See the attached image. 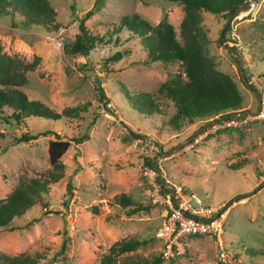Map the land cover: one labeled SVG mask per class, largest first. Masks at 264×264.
<instances>
[{"label": "rangeland", "instance_id": "obj_1", "mask_svg": "<svg viewBox=\"0 0 264 264\" xmlns=\"http://www.w3.org/2000/svg\"><path fill=\"white\" fill-rule=\"evenodd\" d=\"M49 3L60 24L56 30L2 12L0 46L9 53L40 57L21 87L29 99L56 112L76 104H86L87 109L53 122L29 117L20 124H6L0 118V200L21 183L47 177V146L54 133L70 141L61 157L63 177L49 183L36 203L14 219L13 229L0 228V251L36 256L39 264H100L115 241L135 238L144 243L120 254L118 260L144 264L160 256L155 232L166 206L154 200V193L161 175L208 204L224 206L233 200L226 206L221 242L208 236L187 238L182 254L170 259L160 256V264H264V185L255 189L264 179V0L234 23L226 42L220 37L227 17L202 11L201 26L208 36L203 50L218 70L234 79L242 96L240 110L249 113L237 124L228 123L229 111H221L179 127L171 122L175 105L159 87L184 78L181 63H145L140 38L115 28L125 15L137 14L152 25L166 17L178 35L183 16L180 3ZM89 10L92 14L85 27L104 39L86 55H72L66 43L80 32V20ZM117 51L122 58L110 60ZM239 64L253 87L243 83ZM143 94L157 99L159 112L146 115L133 108L130 97ZM259 107L260 113L253 115ZM219 118L223 120L215 123ZM207 124L185 147L174 149ZM225 127L233 130L221 131ZM131 131L142 137L134 138ZM23 134L36 138L19 141ZM200 135L199 142L193 143ZM146 157L153 159L154 168L143 164ZM121 194L150 206L149 210L129 214L133 206L115 201Z\"/></svg>", "mask_w": 264, "mask_h": 264}, {"label": "trees", "instance_id": "obj_2", "mask_svg": "<svg viewBox=\"0 0 264 264\" xmlns=\"http://www.w3.org/2000/svg\"><path fill=\"white\" fill-rule=\"evenodd\" d=\"M143 1V0H140ZM182 5L183 16L177 35L173 25L166 17L152 25L137 14L125 15L121 18L115 30L126 29L140 38V43L146 52L145 63L179 61L183 67L184 78L177 77L160 85L159 92L164 93L175 105L176 112L172 124L193 123L197 118H206L229 111L225 117L241 112L242 96L234 79L218 70L204 50L203 43L208 36L201 26L202 11L228 16L235 12L244 0H167ZM19 15L27 23H38L50 30H56L60 24L56 21V13L49 0H0V13ZM92 14L87 11L79 23L80 32L73 41L66 43V51L72 55H86L97 44L103 41V36L92 34L84 22ZM231 30L229 24L221 33L220 41L226 42L225 35ZM123 54L119 51L110 56V60L118 61ZM40 57H27L17 52L9 53L0 46V118L6 124H20L26 118L35 117L46 121H57L61 117H75L85 112L86 104L65 106L56 112L39 100L29 99L21 87L27 83V73L35 68ZM253 87V86H251ZM134 109L151 115L160 111L159 102L150 94L130 97ZM106 101V99L102 98ZM225 127L221 131H232ZM49 133V132H46ZM134 138H141L139 133L130 132ZM55 139L48 142L47 154L50 169L43 180L32 178L27 183L16 186L10 194L0 200V228H14V219L21 217L37 201V198L47 190L49 183L59 181L63 177L64 164L61 157L70 146L69 140ZM2 133L0 132V137ZM34 135L23 134L19 141H30ZM152 158H144L143 164L154 168ZM159 177V176H158ZM157 181L159 182V178ZM162 192L166 189L160 185ZM72 192L69 188V196ZM122 206H133L128 213L148 211L150 206L140 204L125 194L115 199ZM94 213L97 208H92ZM144 241L130 238L115 241L104 254L100 264H139L136 261H120L118 256L134 251ZM160 256L145 260L144 264H160ZM0 264H39L38 258L21 253L8 255L0 251Z\"/></svg>", "mask_w": 264, "mask_h": 264}, {"label": "built area", "instance_id": "obj_3", "mask_svg": "<svg viewBox=\"0 0 264 264\" xmlns=\"http://www.w3.org/2000/svg\"><path fill=\"white\" fill-rule=\"evenodd\" d=\"M247 14L249 11L235 17L230 23L231 27L233 28L234 23ZM230 121L228 123L239 122L232 118ZM201 138V135L195 138L193 143L199 142ZM164 187L166 189L164 193L160 185L154 193V200L166 206L162 215L163 219L155 232V237L160 242L162 258L170 259L182 254L187 238L208 236L221 242L228 214L227 208L223 205L208 204L199 195L187 192L182 186L168 180ZM169 188L174 190L173 198L168 191Z\"/></svg>", "mask_w": 264, "mask_h": 264}, {"label": "water", "instance_id": "obj_4", "mask_svg": "<svg viewBox=\"0 0 264 264\" xmlns=\"http://www.w3.org/2000/svg\"><path fill=\"white\" fill-rule=\"evenodd\" d=\"M258 0H244L242 3L239 4V6L237 7V9L235 10V12L229 14L227 16V19H226V22L224 24V26L222 27L221 29V33H223L224 29L230 24V22L235 18L237 17L238 15H240L241 13L243 12H247L249 11L252 6H254L256 3H257ZM239 71H240V76H241V79L243 81V83L248 87V88H251L250 85L248 84V82L246 81V79L244 78V74H243V70H242V66L239 64ZM257 96H258V99H259V102L261 103V97L260 95L256 92ZM247 113H249L248 111H244V112H240V113H235V114H232L230 115L229 117L232 118V119H235V120H239V119H242ZM260 113V107L258 108V110L256 112H254L253 115H258ZM223 118H219L215 121V123H218L219 121H222ZM210 124H207L205 127L203 128H200L199 130H197L192 136H190L187 140H185L183 143L179 144L177 147H175L174 149L176 148H182V147H185L196 135L200 134V132H202L204 129H206L207 127H209ZM172 151H170L169 153H171ZM152 165L154 166V163L152 162ZM155 167V166H154ZM159 178V182L162 186H166L167 182L166 180L160 175ZM264 185V179L263 181L258 184L255 189H258L260 188L261 186ZM168 191L170 192L172 198L174 197V190L173 188H169ZM233 198H231V200H229L227 202V204H225L223 207L226 208V206L232 202Z\"/></svg>", "mask_w": 264, "mask_h": 264}]
</instances>
